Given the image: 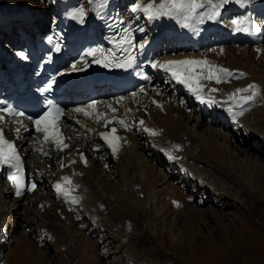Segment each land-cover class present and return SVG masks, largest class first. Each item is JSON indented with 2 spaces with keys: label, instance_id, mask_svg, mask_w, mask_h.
Masks as SVG:
<instances>
[{
  "label": "bare ground",
  "instance_id": "6f19581e",
  "mask_svg": "<svg viewBox=\"0 0 264 264\" xmlns=\"http://www.w3.org/2000/svg\"><path fill=\"white\" fill-rule=\"evenodd\" d=\"M23 1H28V3L31 4L37 2L35 0H0V26L4 28V32L5 29H9L10 23H18L19 21L25 20L28 21L23 25L30 27L31 23V27L29 29L27 28L28 30L33 29V26H35L39 31H41L42 26L40 22L35 21V25H32L34 21L31 22V17L26 18L25 16H16L10 20L3 19L2 15L5 17L25 15L26 9H28V11L31 9H38L36 6H30V4H26ZM102 1L103 0H85V4L87 7L94 5L98 10H100L102 8ZM104 1L107 5L111 0ZM140 2L137 4H140ZM161 2L162 0H145L140 5L142 7L147 6L148 4L159 6ZM164 2H166V0H164ZM176 2L187 4L192 2V0H176ZM195 2L202 5V7L197 8L192 12L173 11L171 15H160L154 19H149L148 15L142 10L133 12L132 8L134 5H131V3L128 4L129 9L131 10L130 16H124L122 11H120L122 21L132 32L136 34V37L139 41V47H144L147 45L148 41L153 36H159V39L162 38L165 41L164 46H160L157 49L156 58L152 61L150 68L149 66H145L146 68H149V73L152 75L150 83L147 87L138 90L136 93L134 91L130 92V94H116L115 87L103 88V92H105L106 89L110 90L112 92V97H108L97 102L94 108L89 109L87 106L84 107V109H86V111L89 113L88 115H85L84 113H72L66 119L67 123L64 126V129L67 137V147H65L63 151L57 150L52 145L40 141L38 135L36 134H21L20 131L22 128H24V126H18L13 120L8 121L7 125L0 123V129L3 130L4 139L10 141L13 145L16 144L23 154L24 160L27 163V173L29 177H31V180H34L37 183L36 189L38 188L39 184L42 186L37 192H35V189L32 192H22V195L17 196L14 188L7 182L5 172L0 168V232L1 230L3 232L6 228L5 223L13 219L15 215L17 216L20 211L25 213L32 211V216L34 218H40V212H45V215L50 214L48 213V210H53V204H51L52 201L46 197V194H40V192H42L44 187H46L48 184L47 181L52 182L50 180V175L54 173V170L60 168L62 169V172L60 173V179L65 176L70 178V183L63 181L62 185V187L67 192V194H65V192L63 193V198L68 201V204L70 205V211L68 212L66 209H64L65 207L63 208L60 206L63 208L62 212L66 213L65 219L69 223H78L80 222V217H86L88 218V221H96L97 225L107 230L109 234H111V232H115L117 233V236L118 234L120 235L119 232L121 230L122 216L120 215L117 205L115 204L117 197H113V191H117V194H119V192L127 194L132 191L131 196L136 198V195H138V193H140L139 191L141 190L143 199L136 198V200L131 201V203H152L156 204L155 207L158 209V206L162 202V200L157 197L155 193L158 184V174H152L153 169L150 167L149 163H145V161H143L139 151H137V136L139 133H142L136 130V124L138 123L137 121H140V118H145L147 119V122L151 124V116L153 113L156 119L157 127L154 126V124H143L142 127L145 131L146 129H151L152 132L148 133L146 131L147 137L150 140L155 141V144L158 147L159 144H161L160 148H164L169 154H172V148L170 145H181L176 142V138H179V136L183 134L186 136L184 137V147L187 146L186 148H188L190 145L189 140L186 139L189 137L190 140L191 138L195 139L193 148L196 146H200L201 148V155L199 154L197 157H192L190 154V158H198L202 160V155H208V159L210 160L209 162L212 164H217L216 161H218L220 163L218 165L220 166L225 165L222 163V158L224 157L220 155L221 153L217 152V146L222 145V150H224V148L227 149L229 144L228 139H230L231 143H236L233 145V147L235 146L233 153L238 154V152L240 153V149H238V147H243L242 144L246 143L245 136H252V134H255L256 136L251 137L257 138V140H255V145L252 146L253 151L264 154L263 148L260 147L264 144V132L261 130L262 127L260 128V126H258L264 123V109H257L255 106L256 99H259L258 93L251 89L250 92H246V94L239 93L241 96L238 98L236 96L233 98L234 95H232V99L230 98L229 94L230 85L227 81L229 77L236 79L242 76L244 80H249V82H251L250 84L256 87L254 90H264V42L262 41V21L258 17L263 15L264 5L260 6L258 3L254 2V0H229L228 3L222 5V7L227 4L234 6L233 13L229 17L226 19L223 18L224 20L221 18V16H223L225 13L221 11L223 8L220 7L219 15L216 17L219 22L215 21L203 24L204 21L210 20L207 18V16L211 11V5L220 4L221 0H195ZM56 3L57 0H53L54 8L57 7L55 5ZM38 10L42 11L40 9ZM46 13L47 12L44 14L41 13V16L36 20H44L43 18L46 16ZM104 19L111 21L113 20V16H111L109 13H106V15H103L99 18V23L103 22ZM232 20H246L249 22L245 23L244 25L250 29V31H247V34L248 40L251 41L252 44L237 46V44L232 41V38L227 36L226 32H221V30L224 28L223 26H225L226 29H235V26L232 25ZM220 23H224L222 24L223 26L220 25ZM28 33L30 32L28 31ZM210 34L214 35V38L212 39L214 40V44L212 46L214 49H207L209 51H207L208 53L201 52L197 57L193 56L195 54L191 56H187L186 54L182 58V54L179 51L183 52L189 49L191 50L189 52L192 53H196L198 51L200 52L202 49L198 47V38L200 36L204 37L205 35L209 36ZM12 35L17 38V34H14V32ZM190 37H194L195 39H192L193 44L189 47H182L180 42L186 44V42H189L188 40ZM226 42H229L232 47H228V45L224 47L223 44ZM173 44L175 45L172 50L173 52H169ZM205 58H209L210 60L208 59V61L210 63H208ZM186 59L205 60L207 61L208 65H214L216 68L227 69L231 75H226L222 72H216L215 74L219 77V82H217L216 79L208 80L204 79L203 77H201L198 81H192L193 88H196L197 83H199L201 86L199 93L191 91L187 84L182 83L174 78L172 73L167 71L165 68L157 67L161 70V72L157 75V77L155 76L157 74V68L153 67V64L162 63L169 60L180 61ZM223 62L226 64L222 66ZM234 65L239 68L237 72L235 71L236 74L231 68ZM202 69L203 75L205 76L207 66H194V70L197 75L201 73ZM154 77L156 80H154ZM167 77L170 78L171 82L178 91L186 92V94L177 95L175 92L170 93L169 88L165 86V82L162 80V78ZM202 80H205L206 82L203 81L202 83ZM240 85L243 86L246 84H235V87L233 88L237 89V87ZM160 87L161 90L159 89ZM244 87L246 88L248 86ZM181 88L183 89L181 90ZM212 89H215V91H212ZM189 96L190 99L187 100ZM217 96H221L223 97L222 100H227L229 102L222 101L221 103H218L216 100ZM248 96H253V99L249 100L253 104L252 110L249 108V106H252L251 103L249 101V103L244 102L246 100L243 101L241 98ZM172 99L175 100L172 101ZM149 102L153 103L154 106L158 103H161L160 106L157 105L159 112L153 109L148 110L146 108L147 106L145 107V105H147ZM192 102L200 104V107L203 109V113L198 115H203L205 114L204 112L210 110L212 113L217 115L216 120H223L224 122L228 121L229 123L233 121L234 124L231 123L232 126L230 127L234 131L231 133L229 132V134L227 133L229 138L226 135H222L219 131L220 129L216 131L211 128H207L210 129V131L202 133H205L209 136V141L211 144L206 146L202 139L196 136V132L204 130V128L201 126V123H191L192 121L189 119H187L185 123L182 119L183 117L181 118L179 115L180 109L185 107L188 103L192 104ZM137 106H139V111H141L139 115L137 114L138 112L134 113V111H132V109ZM223 106L227 109L226 112L219 111ZM229 107H233V109L231 108L232 110H229ZM239 111H241V115L238 114ZM196 112L198 111H192V109H189V113L186 115V117H190ZM251 112L261 113L263 116L262 119L258 118V121L256 122L249 120V115L252 114ZM121 120L124 121V125H121L118 122ZM190 123L192 124L191 127H189ZM138 124L140 125V122ZM225 124L227 123H224V125ZM153 126L156 128L155 130H153ZM158 127H161L162 130L158 129ZM17 129H20L19 134L17 133ZM113 129H115L114 132ZM227 130L230 131L231 129L227 128ZM92 132H94V134ZM101 133H107L109 139H112L113 137L117 138L113 140V143L116 146L115 152L113 151V148L109 146V143L102 137ZM219 139H221L220 144ZM249 144L250 142L248 144L246 143V146H249ZM124 146L125 150L121 148ZM236 148L238 151H236ZM108 151L111 153L114 152L113 154L118 155V162L122 167L116 177L112 179L113 185L112 183L111 185L108 184L106 177L109 175L106 174L102 168H100L106 166L107 164L108 159L106 155ZM189 153L190 152H188V154ZM79 154H81L80 157H78ZM180 154L189 159L188 154L185 151L180 152ZM246 154V160H248L250 157L248 156V153ZM167 156L169 161L176 159V157L170 156L168 154ZM257 161L258 160L256 158H251L249 162L253 163H251V166L248 165L246 168L248 169L247 172L243 173L249 174L248 177H251L252 182H254V184H260L262 190H264V164L260 162L258 163ZM61 165H63V167ZM226 166V174L233 175V182L237 183V185H241V180H239L240 174H235V170L233 168L234 166L230 167L229 164H226ZM182 168L184 170L191 169L188 163H183ZM191 171L193 170L191 169ZM185 178L186 177L182 176L181 179L185 180ZM203 178L205 179V177ZM161 180L162 183L160 185L163 187L164 191L167 190V194L169 196L175 193L179 194L178 187L174 186L172 183L164 181L163 178H161ZM193 180L200 181L201 179L194 178ZM247 183L248 182H245L244 187H246ZM240 188L241 187L238 186L236 187V196L239 195ZM55 189L57 188L55 187ZM262 190L261 192L263 194L260 193L261 198L262 195H264V191ZM167 194L166 196H168ZM73 198L75 200V204L72 201ZM6 199L9 200L6 201ZM258 199L260 200V197H258ZM160 211L161 215L165 214L163 213L165 209H160ZM166 213L168 214L169 212ZM61 217L64 218V216ZM22 221H24V219ZM30 221L27 219L25 222H22L23 226L26 227L31 225L32 223ZM42 221L45 222V220ZM24 227L23 230L25 229ZM22 239H24V245L27 247L29 241L27 242V240L23 237ZM77 240L81 241L77 245L81 257V264L91 262L94 256L87 255V250L90 247L88 243L89 240L85 237V235H81V237L78 236ZM37 250L39 249L37 248ZM17 256H19V254ZM8 257L5 256L7 259ZM9 259H11L13 263L18 264L19 258L16 259V257H9Z\"/></svg>",
  "mask_w": 264,
  "mask_h": 264
},
{
  "label": "rangeland",
  "instance_id": "374dc122",
  "mask_svg": "<svg viewBox=\"0 0 264 264\" xmlns=\"http://www.w3.org/2000/svg\"><path fill=\"white\" fill-rule=\"evenodd\" d=\"M35 1L37 2L34 4L28 3V1L23 2L30 4V6H36V8L42 11L38 9H31L28 11V9H26L25 15H15L12 17H5L2 15L3 19L10 20L16 16L38 19L41 13H48L51 3L50 0ZM130 1L133 3L127 2L122 5L123 10H125V7L129 3L135 5L141 0ZM143 1H141L140 4L143 3ZM254 2L258 3L260 6L264 5V0H254ZM222 8L223 10L221 11L225 14L221 17L226 18L233 13L234 6L227 4ZM260 20L262 21V19ZM207 21H204L203 24L215 21L219 22L218 19ZM222 24L224 23H220V25ZM44 26L47 27V24H44ZM223 27V29L226 28L225 26ZM261 29L263 32L262 41L264 42V22L261 23ZM13 32L16 34L15 31L12 30V33ZM212 42L214 44V40H212ZM174 44L171 46L169 52H173ZM227 45L228 47H232L229 42L223 44L224 47ZM189 51L191 50L187 49L186 51L179 52L182 54V58L186 54L187 56L195 54L193 56L197 57L201 52H209L207 49L203 51L200 50V52L198 51L196 53ZM205 59L208 61L209 58ZM208 63L210 62L208 61ZM225 64L226 63L223 62L222 66ZM231 68L233 72L239 70L235 65ZM206 75L207 70L205 76ZM162 80L165 82V86L169 88L170 93L175 92L177 95L186 94V92L178 91L169 77L162 78ZM243 80L244 78H242V76L236 79L229 77L227 81L231 90H229L230 98H232V95H234L233 98H235V96L238 98L241 96L240 94L250 92L251 89L249 87L245 88L244 86L252 85L250 84L251 82L246 79ZM203 81L206 82L202 80V83ZM239 83H244L246 85H240L237 89L233 88L235 84L238 85ZM159 89L161 90V87ZM182 89L183 88H181V90ZM238 89L242 91L238 92ZM252 90L258 93L259 96V99H256V108L264 109V90ZM222 98L221 96H217V102L221 103L224 101ZM189 99L190 96L187 100ZM173 100L175 99H172V101ZM248 101L244 102L249 103L250 101ZM224 102L229 101L225 100ZM149 103L145 105L148 110L153 109L159 112L157 105L160 106L161 103L155 106L153 103H150L151 105ZM251 105L252 106H249V108L252 110L253 104L251 103ZM231 108L233 109V107H229V110H232ZM189 109L198 112L192 114L190 117H186L189 113ZM226 110L227 109L223 106L219 111L226 112ZM132 111H134V113L138 112V115L141 113V111H139V106L134 107ZM202 113L203 109L200 107V104L196 102H192V104L188 103L179 111V115L181 118L183 117L182 119L185 123L187 119L192 121L191 123H201L204 130L196 132V136L202 139L206 146L211 144L209 136L202 133L209 132L210 129L207 128L216 131L220 129V133L226 136L229 132L231 133L234 131L230 127L232 126L231 123L234 124L233 121L229 123L228 121L216 120L217 115L210 110L204 112L205 114L203 115H198ZM238 114L241 115V111H239ZM262 117L261 113H252L249 115V120L256 122L258 118L262 119ZM139 120L140 121L137 122H140V125L138 123L136 124V130L142 133H139L137 136V151H139L143 161L149 163L150 167L153 169L152 174H158V184L155 193L156 196L162 200L158 207L162 210L165 209V211H163L165 214L161 215L160 209L155 207L156 204H132L131 201L136 200V198L143 199L141 190L139 191L140 193L136 195V198L131 196L132 191L127 194H123L122 192L117 194V191H113V197H117L115 204L122 216L120 235L118 234L117 236L115 232L109 234L107 230L99 227L96 221L89 220V222L86 217H80V222L78 223H69L65 219L66 213H63L62 209L65 207L64 209L69 212L70 205L68 201L63 198L64 192L58 191L54 187L57 182L63 185V181L60 179V173L62 172L60 168L54 170V173L50 175V180L52 182L47 181L48 184L44 187V190L40 192V194H46V197L52 201L53 210H50L51 212L48 210L50 214L45 215V212H40L41 217L34 218L32 216V211L29 213L20 211L21 213L19 212L17 216L15 215L13 219L8 221L10 223H5L6 228L3 232L2 230L0 232V264H17L13 263L9 257L19 258V261L17 260L18 264H81V257L77 248V245L81 242L77 240V237H81V235H85L89 240L88 243L90 247L87 250V255L94 256L91 262L84 264H264V195H262L261 198V185L254 184L251 177H248L249 174L243 173L247 172L248 169L246 168L253 163L249 162L251 158H256L258 163L264 164V154L258 153L257 151L256 153L252 148L257 138L251 137L256 135L252 134V136H245L246 143L248 144L250 142V144L246 146L245 143L242 144L243 147H238V149H240V153L238 152V154L233 153L235 149L233 145L236 143H231L230 139H228L229 144L227 149L224 148V150H222V145L217 146V152L221 153L220 155L224 157L222 158V163L225 165L220 166L218 165L220 163L216 160L217 164L209 162L208 155H202V160L190 158V154L192 157L199 156L201 148L200 146L193 148L195 139L191 138L190 140L189 137L186 139L189 140L190 145L188 148H186L187 146L184 147V137H186L184 134L179 136L181 139L178 137L176 138V142L181 144L180 146L170 145L172 154H169L164 148H160L161 144H159L158 147L155 141L150 140L147 137V132L149 133V131L146 132L142 127L143 124H154V126H156L154 113L151 116V124L148 123L145 118H140ZM141 120H143L142 124ZM191 123L189 127H191ZM224 123L229 124L224 125ZM154 126L153 130L156 129ZM258 126H260V128L262 127L261 130L264 132V123ZM227 128L231 130L228 131ZM158 129L162 130L161 127H158ZM92 133L94 134V132ZM220 141L221 139H219V144ZM260 147H262L264 151V144ZM121 148L125 150V146ZM182 151H185L187 154L190 152L188 154L189 159L180 154ZM236 151H238L237 148ZM113 153L107 152V164L106 166L100 167L110 176L106 177L105 175L109 185H111V183L113 185L112 179L116 177L119 170L122 168L120 166L121 164L118 162V155ZM246 153H248L250 157L248 160H246ZM167 154L176 157V159H171L172 161H169ZM80 155L81 154H79L78 157H80ZM183 163H188L193 171H191V169L184 170L182 168ZM226 164H229L230 167L234 166L235 174H240L239 180H241V185H237V183L233 182V175L226 174ZM195 172L200 175H197ZM182 176L186 177L185 180L181 179ZM193 177L201 180H193ZM203 177H205V179ZM161 178L178 187L179 194L175 193L170 195V197L167 194V190L164 191L163 187L160 185L162 183ZM245 182H248L246 187H244ZM237 186L241 187L238 196H236L235 193ZM41 187L42 186L39 184L35 192ZM166 194L168 196H166ZM258 197H260V200ZM7 200L9 199H6V201ZM72 201L75 204L74 198ZM166 212L169 213L167 214ZM59 215L64 216V218ZM21 217L24 221H22L23 219ZM27 219L29 221L31 220L30 222L32 224L24 227L22 222H25ZM42 220H45V222ZM23 227L25 228L24 230ZM22 237L25 238L27 242L29 241L27 247L24 245V239H22ZM37 248L39 250H37ZM18 254L19 256H17ZM5 256H9L8 259L5 258Z\"/></svg>",
  "mask_w": 264,
  "mask_h": 264
},
{
  "label": "snow or ice",
  "instance_id": "6c2138e0",
  "mask_svg": "<svg viewBox=\"0 0 264 264\" xmlns=\"http://www.w3.org/2000/svg\"><path fill=\"white\" fill-rule=\"evenodd\" d=\"M229 0H221L220 4H212L211 5V11L208 14L207 18L210 20L216 19V17L219 15V9L222 7L223 4L228 3ZM202 7V5L198 4L195 2V0H192L190 3H182V2H176V0H162L161 4L159 6L153 5V4H148L147 6L142 7L140 4H135L132 8L133 12H137L139 10L144 11L149 19H154L159 17L160 15H171L173 11L176 12H181V11H195V9ZM247 23L246 20H232V25L235 26L236 31H249L248 27H242ZM92 54V53H89ZM23 55V53H21ZM194 66H207V75H203V69L199 75L196 74L194 70ZM153 67H160V68H165L167 71L171 72L173 77L179 80L182 83H185L188 85L189 89L191 91H194L196 93H199L200 85L197 83L196 88L192 87V81H198L201 77L204 79L212 80L216 79L217 82H219V77L215 74L216 72H222L226 75H231V73L227 69L223 68H216L214 65H208L207 61L205 60H180V61H175V60H169L165 61L163 63H157L153 64ZM72 70H76L75 66H73ZM50 87V85H49ZM250 89H255L254 85H249L248 86ZM212 91H215V89H212ZM242 91L240 89L237 90ZM255 94V93H254ZM199 98V96H198ZM243 100H252L253 96H248V97H242ZM95 101L88 105L87 108L91 109L95 107ZM55 111L57 114L61 112V109L55 108L53 109V106L49 107V111L45 112L43 116H40L38 119L33 120V123L36 125V131L37 132H43L44 133V139L45 141L52 140L53 142L56 143L58 148L62 147H67L66 144H63L58 131L56 130V125L55 123H52L51 125H48L45 123L48 119V117L51 115L52 111ZM0 111L7 112L11 115L17 116V117H23L24 113L23 112H16L12 108L7 107L0 109ZM75 112H83L85 115H88L89 113L86 111L84 108H76L74 109ZM29 120H32L33 118L31 116L28 117ZM55 119V117L53 118ZM0 120H3V117L0 116ZM121 125H124V121H118ZM143 123V121H141ZM20 129H17V133L19 134ZM115 129H113V132ZM146 131L152 132L151 129H146ZM52 133L49 135V133ZM155 134V133H153ZM102 137L109 143V146L113 148V151H116V146L113 143V140L117 139L116 137H113L112 139H109L107 133H101ZM19 161V157L16 154L15 148L13 144L4 139L3 137V130L0 129V163L3 164H12L13 162ZM63 167V165H61ZM19 168L17 167V171L15 173H12L9 175L8 179L12 181L15 186H16V195L20 196L22 195L21 191V178L18 175ZM62 181H67L70 183V178L65 176L61 178ZM35 185H32L31 187L27 188V191H32ZM55 187L62 192H67L65 189L62 187V184L60 182H57Z\"/></svg>",
  "mask_w": 264,
  "mask_h": 264
}]
</instances>
